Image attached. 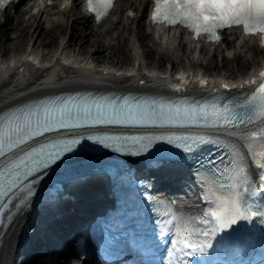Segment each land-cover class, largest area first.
Segmentation results:
<instances>
[{"label":"bare ground","instance_id":"bare-ground-1","mask_svg":"<svg viewBox=\"0 0 264 264\" xmlns=\"http://www.w3.org/2000/svg\"><path fill=\"white\" fill-rule=\"evenodd\" d=\"M52 1L54 4L50 6L41 1L36 4L23 0L15 12L6 10L0 14V44L4 43L2 48L0 45V58H4L0 62V108L62 86L123 87L146 80V86L161 88L177 76L178 64L183 60L187 61V73L194 81L201 75L210 82L221 78L240 79L264 59V47L236 35L231 41L233 47L227 48L232 51V61L229 65L225 58L221 66L228 69L218 75L210 72L219 66L213 59L215 52L208 55L203 45L192 43L182 30L146 27L148 21L142 20L152 0H121L119 7H126L125 15L117 9L101 28L91 23L90 17L79 15L78 0ZM129 11L136 15L129 16ZM71 19L82 25L70 27ZM46 22L51 25H44ZM143 26L148 28L147 32ZM21 50L24 51L18 56H9L10 52ZM153 52L159 59L152 57ZM162 60L168 63L166 70L162 69ZM25 221L23 215L6 233L0 249V264H11L15 243L25 231Z\"/></svg>","mask_w":264,"mask_h":264},{"label":"snow or ice","instance_id":"snow-or-ice-1","mask_svg":"<svg viewBox=\"0 0 264 264\" xmlns=\"http://www.w3.org/2000/svg\"><path fill=\"white\" fill-rule=\"evenodd\" d=\"M7 2L8 0H0V6ZM88 3L97 20L107 16L113 7V0H88ZM154 3L153 23L179 25L193 32L197 38L207 35L209 40L215 42L221 40L218 30L242 26L245 35L261 34V44L264 45V0H154ZM246 83L254 84L256 87L250 95L239 100L222 105L213 103L187 109L169 108L167 112L161 107L159 111L153 109L150 114L140 113L138 118L152 122L156 120L168 123L184 122L216 129H232V134L248 141L252 155L264 161V71L260 72L258 78ZM79 115V110L74 113L73 109L67 106L44 107L14 114L0 121V209L7 208V201L16 195V191L22 190L23 180L40 172L41 169H47L63 154L72 151V146L79 141L73 140L71 144L62 146L55 145L54 151H45L44 148L39 150L32 148L22 152L18 150L28 141L46 132L67 128L69 126L67 122L78 118ZM88 115L91 113L88 112ZM181 139L183 143L177 147L182 146L186 153L194 152L202 144L216 143L206 135L187 136ZM168 142L173 143L172 140ZM151 145L152 141L149 140L141 147L147 151ZM257 146L261 149L259 153L255 151ZM230 165L233 166L226 168L221 174L228 180L227 184L208 180L202 173L197 172V175L206 181L209 194L213 197L215 209L210 210L209 214L215 217L221 228L235 224L237 219H248L247 213L250 210L243 204L241 186L247 183L246 168L238 152L234 154ZM257 167L264 169V162L257 161ZM27 194L31 195L30 189ZM258 214L264 215V212ZM192 231L195 229L190 231L187 222H182L178 227L177 233L181 238L177 243L183 245L180 253L184 252L185 247H196L183 235L187 233L191 236ZM179 264H182V261Z\"/></svg>","mask_w":264,"mask_h":264},{"label":"rangeland","instance_id":"rangeland-1","mask_svg":"<svg viewBox=\"0 0 264 264\" xmlns=\"http://www.w3.org/2000/svg\"><path fill=\"white\" fill-rule=\"evenodd\" d=\"M74 23V28H75V25L76 26H78V27H80L81 25H80V23H78V22H73ZM72 23V24H73ZM48 25V26H50L51 25V22H46L44 25ZM46 25V26H47ZM73 27V26H72ZM62 39V37H60L59 38V40H61ZM127 42L128 43H130L128 40H127ZM1 48L4 46V43L3 42H1ZM125 47H127V46H125ZM24 50H21L20 52H10L9 53V56L12 54V55H16V56H18L21 52H23ZM248 51V53L250 54V55H254V53H253V51L252 50H250V49H248L247 50ZM2 57V56H1ZM153 58H155L156 60L157 59H159V56L157 55V54H155L154 52H153V56H152ZM213 57H214V60L216 61V62H218L219 63V66L218 67H216L215 68V70H211L210 72H214L215 74L217 73L218 75H221L222 74V72H225L227 69H228V67L227 66H221V64H222V61H220V57H219V55H213ZM3 58V57H2ZM229 61H228V63H229V65H230V63H231V61H232V59H228ZM163 61V67H162V69L163 70H166V66L168 65V63H167V61L166 60H162ZM130 64H132V62H130L129 64H125L124 66H126V65H130ZM187 64V61L186 60H183V61H181L179 64H178V68H182V67H185V66H187L186 65ZM123 66V67H124ZM151 66V65H150ZM199 68H202V70H205L206 68L205 67H199ZM238 77H231V78H229V79H237Z\"/></svg>","mask_w":264,"mask_h":264}]
</instances>
